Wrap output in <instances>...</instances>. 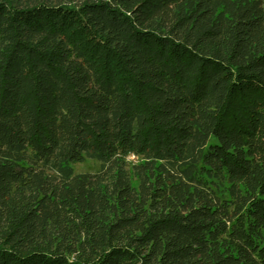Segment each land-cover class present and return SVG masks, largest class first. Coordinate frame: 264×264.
<instances>
[{"label":"trees","instance_id":"1","mask_svg":"<svg viewBox=\"0 0 264 264\" xmlns=\"http://www.w3.org/2000/svg\"><path fill=\"white\" fill-rule=\"evenodd\" d=\"M0 264H264V0H0Z\"/></svg>","mask_w":264,"mask_h":264},{"label":"rangeland","instance_id":"2","mask_svg":"<svg viewBox=\"0 0 264 264\" xmlns=\"http://www.w3.org/2000/svg\"><path fill=\"white\" fill-rule=\"evenodd\" d=\"M133 158L130 157L129 160ZM134 161V160H133ZM74 174H85V173H95L99 169V164L96 161L86 158L82 163L73 166Z\"/></svg>","mask_w":264,"mask_h":264}]
</instances>
